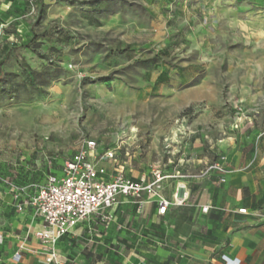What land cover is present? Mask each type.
Wrapping results in <instances>:
<instances>
[{
    "label": "rangeland",
    "instance_id": "1",
    "mask_svg": "<svg viewBox=\"0 0 264 264\" xmlns=\"http://www.w3.org/2000/svg\"><path fill=\"white\" fill-rule=\"evenodd\" d=\"M184 116L200 132L174 139ZM263 116L264 0H0V236L20 232L32 217L20 199L86 140L133 180L181 160L198 173ZM133 206L79 228L73 253L118 264L193 233L189 212L155 220Z\"/></svg>",
    "mask_w": 264,
    "mask_h": 264
},
{
    "label": "crops",
    "instance_id": "2",
    "mask_svg": "<svg viewBox=\"0 0 264 264\" xmlns=\"http://www.w3.org/2000/svg\"><path fill=\"white\" fill-rule=\"evenodd\" d=\"M199 132V129L195 131L196 134ZM242 137L240 144H236L233 138L224 139L220 144L225 150L220 155L227 157L229 174L226 184H220L216 177L211 180L178 178L165 182L166 198L171 200L178 190L188 196L183 206L170 207L164 217L158 216L157 206L153 203H148L142 214L134 204L136 216L155 220L179 218L180 214L189 212L192 215V235L188 237L182 233L179 236L182 239L179 242L181 246L176 244L175 248L170 246L169 249L160 247L154 252H146L142 258L136 255L125 258L120 254L118 264H225L223 257L240 264H264V127L252 136ZM182 162L174 170L167 169L165 165V172L179 170L185 176L196 175L211 163L201 167L202 160H198L199 164L194 168L199 167L200 171L195 173L185 171ZM184 186L186 189H182ZM124 200L121 199L120 204ZM206 206L211 209L203 213L202 208ZM240 209H246L248 214L238 213ZM30 211L32 217H28L29 220L22 216L21 224L15 223L20 232L0 236V264H46L43 245L35 237L42 224L31 207ZM97 219L94 217L88 222ZM86 223L80 224L72 235L64 237L59 244L60 264H105L101 262L102 254L87 256L73 253V244L68 239L78 235L79 228L82 231ZM171 223L176 230L183 228L180 221ZM62 248L68 249L70 259L65 257L67 253L61 256ZM18 252L22 259L16 263L13 258Z\"/></svg>",
    "mask_w": 264,
    "mask_h": 264
},
{
    "label": "built area",
    "instance_id": "3",
    "mask_svg": "<svg viewBox=\"0 0 264 264\" xmlns=\"http://www.w3.org/2000/svg\"><path fill=\"white\" fill-rule=\"evenodd\" d=\"M186 117H183L174 139L189 132L190 128H185ZM189 133L195 132L190 130ZM106 162H117L116 151L100 150L96 141L86 140L62 166L61 177L51 173L35 196L28 200L23 197L20 199L18 208L22 210L24 204L28 203L41 221L42 227L36 231L35 237L43 245L46 264H60L58 246L63 238L72 235L80 224L94 217L101 220L114 218L121 199L131 200L141 214L148 203H153L157 206L158 216L164 217L170 207L183 206L188 196L178 190L171 200L166 198L165 182L178 178L211 180L216 177L220 184H226L229 174L227 157L224 155H220L196 175L185 176L179 170L167 173L165 167L159 166L138 180L129 178L120 169L110 172ZM169 164H172V161H169ZM182 189H186V186ZM210 209L209 206L203 207L202 212L208 213ZM238 213L248 214L246 209H240ZM21 259L19 252L13 258L16 263ZM223 261L225 264H240L226 257H223Z\"/></svg>",
    "mask_w": 264,
    "mask_h": 264
}]
</instances>
